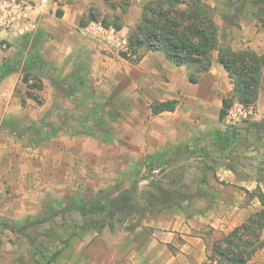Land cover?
I'll list each match as a JSON object with an SVG mask.
<instances>
[{"label": "crops", "instance_id": "crops-1", "mask_svg": "<svg viewBox=\"0 0 264 264\" xmlns=\"http://www.w3.org/2000/svg\"><path fill=\"white\" fill-rule=\"evenodd\" d=\"M159 1L50 0L32 26L0 32L7 45L0 48V264H42L51 231L82 220L79 205L145 169L148 155L187 152L202 162L210 202L197 210L180 200L122 227L77 229L49 264H217L208 258L214 241L261 209L264 85L237 138L218 139L224 100L234 96L218 50L192 83L196 68L162 49L138 46L130 62L86 33L93 15L130 36ZM203 1L214 9L220 45L264 54V7L256 0ZM6 63L12 70L2 76ZM168 100L177 101L173 110L152 112ZM250 263L264 264V247Z\"/></svg>", "mask_w": 264, "mask_h": 264}, {"label": "trees", "instance_id": "trees-1", "mask_svg": "<svg viewBox=\"0 0 264 264\" xmlns=\"http://www.w3.org/2000/svg\"><path fill=\"white\" fill-rule=\"evenodd\" d=\"M153 4H156L155 8L152 7ZM91 17L95 19L93 15ZM114 25L118 29L121 27L117 23ZM129 38L137 47L146 44L153 49H162L167 58L177 65H186L190 69L195 67L196 71L189 73L192 83L199 82L202 74L210 69L213 51L218 50V60L229 72L234 83V96L224 100L221 111L223 119L235 100L255 103L260 87L264 85V54H258L251 49L235 50L230 45H220L214 9L203 0H160L150 3L146 6L140 24ZM10 70L11 66L6 63L2 68V76ZM176 102L168 100L153 103L152 112L173 110ZM257 132L264 138L263 125H257ZM239 134L238 128H225L218 133V139L234 140ZM168 161L148 155L144 165L153 170L156 169L154 164L160 165ZM126 193L127 190L109 198L102 192L95 200L79 205L77 209L82 220H75L68 226L51 231L49 237L52 242H47L48 247L44 248L45 252L41 251L38 261L42 264L51 263L59 251V248L54 250L56 245L69 244L74 236L80 235L77 229L83 232L101 230L117 215L123 214L125 217L135 204V199L131 200ZM172 197L166 190L160 195L150 193L144 201V213L146 210L161 211L180 201L173 197V201L169 202ZM258 197L262 204L261 209L252 213L244 223L234 227L228 234L215 240L209 260L217 264H248L255 253L264 247V194L259 191Z\"/></svg>", "mask_w": 264, "mask_h": 264}, {"label": "rangeland", "instance_id": "rangeland-1", "mask_svg": "<svg viewBox=\"0 0 264 264\" xmlns=\"http://www.w3.org/2000/svg\"><path fill=\"white\" fill-rule=\"evenodd\" d=\"M245 1L252 2V0H242V2ZM256 1L259 6L264 7L263 1ZM152 7L155 8L156 4H153ZM201 163L193 157L188 156L187 152H183L180 154V157L170 158L167 163L154 164L156 169L150 170L146 167L136 174L122 177V182H118L116 186L105 190V197L112 198L120 192L127 190L126 196H129L131 200L135 199V204L134 208L130 209L125 217L123 214L114 217L112 225L122 227L123 221L131 220L134 217L141 218L144 214V201L147 196L150 193L160 195L163 190L168 191L171 196L176 199L178 198V200L187 199L191 201L193 204H196L195 209L197 210L203 208L205 204L210 202L212 195L209 197L207 195L208 191L200 186V183L206 180V174L200 173L198 170V166L204 167ZM134 180H137V182H133ZM173 197L169 202L173 201ZM161 204L164 203L162 202ZM59 245L57 244L56 247ZM44 246L48 247L47 242ZM43 262L45 263V260Z\"/></svg>", "mask_w": 264, "mask_h": 264}, {"label": "built area", "instance_id": "built-area-1", "mask_svg": "<svg viewBox=\"0 0 264 264\" xmlns=\"http://www.w3.org/2000/svg\"><path fill=\"white\" fill-rule=\"evenodd\" d=\"M49 2L50 0H0V32L32 26L36 16L45 10ZM85 28L89 36L104 43L108 49L119 56L130 62L139 59V48L132 43L129 36L121 34L114 24L92 19ZM5 47H7L6 43L0 38V48ZM255 112L254 103L248 104L235 100L224 117L226 128H234L235 125L250 122ZM238 126L235 128H239Z\"/></svg>", "mask_w": 264, "mask_h": 264}]
</instances>
